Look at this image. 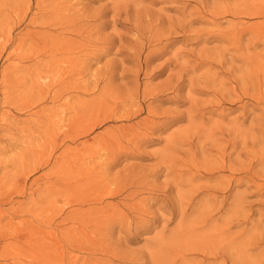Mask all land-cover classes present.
Instances as JSON below:
<instances>
[{
    "label": "rangeland",
    "instance_id": "1",
    "mask_svg": "<svg viewBox=\"0 0 264 264\" xmlns=\"http://www.w3.org/2000/svg\"><path fill=\"white\" fill-rule=\"evenodd\" d=\"M0 264H264V0H0Z\"/></svg>",
    "mask_w": 264,
    "mask_h": 264
},
{
    "label": "bare ground",
    "instance_id": "2",
    "mask_svg": "<svg viewBox=\"0 0 264 264\" xmlns=\"http://www.w3.org/2000/svg\"><path fill=\"white\" fill-rule=\"evenodd\" d=\"M236 40V39H235ZM221 54V53H220ZM223 80V79H222ZM210 81V80H209ZM216 92V91H215ZM223 95V94H222ZM156 245V244H155Z\"/></svg>",
    "mask_w": 264,
    "mask_h": 264
}]
</instances>
